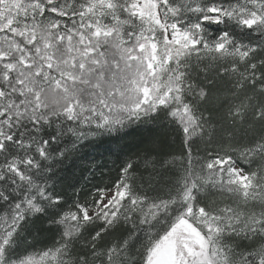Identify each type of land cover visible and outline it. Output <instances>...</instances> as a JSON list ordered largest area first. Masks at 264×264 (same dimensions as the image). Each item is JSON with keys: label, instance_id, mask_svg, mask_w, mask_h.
<instances>
[{"label": "snow or ice", "instance_id": "1", "mask_svg": "<svg viewBox=\"0 0 264 264\" xmlns=\"http://www.w3.org/2000/svg\"><path fill=\"white\" fill-rule=\"evenodd\" d=\"M157 121L179 161L63 174ZM0 264H264V0H0Z\"/></svg>", "mask_w": 264, "mask_h": 264}, {"label": "trees", "instance_id": "2", "mask_svg": "<svg viewBox=\"0 0 264 264\" xmlns=\"http://www.w3.org/2000/svg\"><path fill=\"white\" fill-rule=\"evenodd\" d=\"M226 86L224 82L220 83L222 90ZM148 138L159 141L162 154L166 158L175 157L179 161L183 146L178 134L166 121H157L151 124L132 125L114 139L106 137L95 146L86 147L79 158L66 161L67 171L63 174L72 176L73 179L79 181L77 187L84 186L85 191L90 189L93 184L99 186L108 184L110 186L111 181L118 175L120 164L129 157L135 160L133 154L143 147L142 142ZM117 145L123 146V152L117 149ZM89 169H94V171L89 173ZM137 174H143L145 179L148 177V173L144 172L142 166H138ZM160 187L163 188V184ZM39 239L42 242L37 244V250L49 246L52 242L47 235H43Z\"/></svg>", "mask_w": 264, "mask_h": 264}]
</instances>
